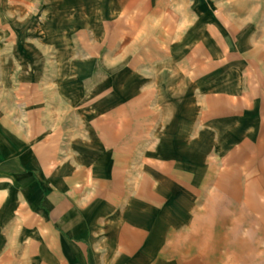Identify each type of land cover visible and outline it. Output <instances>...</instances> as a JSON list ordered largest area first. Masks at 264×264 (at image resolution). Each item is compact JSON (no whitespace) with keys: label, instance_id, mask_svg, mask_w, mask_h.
<instances>
[{"label":"crops","instance_id":"obj_1","mask_svg":"<svg viewBox=\"0 0 264 264\" xmlns=\"http://www.w3.org/2000/svg\"><path fill=\"white\" fill-rule=\"evenodd\" d=\"M262 249L264 0H0V264Z\"/></svg>","mask_w":264,"mask_h":264},{"label":"rangeland","instance_id":"obj_2","mask_svg":"<svg viewBox=\"0 0 264 264\" xmlns=\"http://www.w3.org/2000/svg\"><path fill=\"white\" fill-rule=\"evenodd\" d=\"M253 253V251H252ZM242 264H264V249L258 250V257H243Z\"/></svg>","mask_w":264,"mask_h":264}]
</instances>
